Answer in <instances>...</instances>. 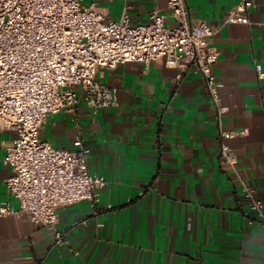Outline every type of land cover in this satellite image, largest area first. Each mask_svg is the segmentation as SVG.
Instances as JSON below:
<instances>
[{"label": "crops", "instance_id": "1", "mask_svg": "<svg viewBox=\"0 0 264 264\" xmlns=\"http://www.w3.org/2000/svg\"><path fill=\"white\" fill-rule=\"evenodd\" d=\"M188 21L216 28L212 73L226 111L209 100L201 76L162 60L98 71L115 89L107 108L81 100L47 117L40 138L73 151L90 149L89 172L106 183L90 201L60 208L54 227L17 214L5 187V148L15 131L0 129V264H264V231L243 217L244 186L264 203V0L248 10L250 25H221L241 0H185ZM105 21L127 16L150 23L154 11L176 25L167 0H81ZM224 135H230L224 137ZM225 145L236 165L220 156Z\"/></svg>", "mask_w": 264, "mask_h": 264}, {"label": "built area", "instance_id": "2", "mask_svg": "<svg viewBox=\"0 0 264 264\" xmlns=\"http://www.w3.org/2000/svg\"><path fill=\"white\" fill-rule=\"evenodd\" d=\"M81 0H0V129L15 131L5 148L3 165L10 170L4 184L24 214L40 227L52 228L57 211L82 201L92 207L106 181L89 172L90 149L80 139L73 151L54 147L40 138L50 115L73 111L82 100L90 109L107 108L115 89L96 79L100 69L162 60L171 68L196 71L202 78L217 118L226 111L212 73L219 52L212 43L216 28L206 21L190 24L185 0H167L173 27L154 11L150 23L132 26L127 16L105 21ZM254 0H241L221 25H250L248 10ZM259 79L264 75L256 66ZM230 135H224L229 137ZM225 145L220 156L234 167L235 157ZM243 217L264 231V203L256 190L244 186ZM9 207L0 215L12 213Z\"/></svg>", "mask_w": 264, "mask_h": 264}]
</instances>
